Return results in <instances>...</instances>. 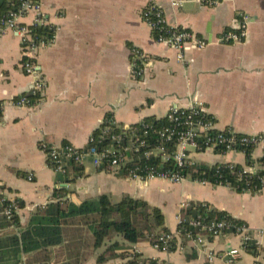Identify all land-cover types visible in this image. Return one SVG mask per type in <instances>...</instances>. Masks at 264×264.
<instances>
[{
    "label": "crops",
    "instance_id": "crops-1",
    "mask_svg": "<svg viewBox=\"0 0 264 264\" xmlns=\"http://www.w3.org/2000/svg\"><path fill=\"white\" fill-rule=\"evenodd\" d=\"M175 1L184 3L176 8ZM152 3L162 8L171 26L213 42L187 50L185 60H178V51L157 42L142 18ZM42 6L56 34L53 44L36 56L46 88L34 107L8 103L30 94L36 78L24 70L21 39L10 31L0 35V100L7 102L0 118V184L9 199L24 203L18 212L22 227L64 185H68L66 199L76 203L101 195L114 203L126 196L144 200L162 210L171 232L177 229L182 203L207 202L244 222L257 244L258 256L243 250L236 264L264 263V235L259 234L264 228V188L252 194L193 181L142 182L98 170L91 157L83 162L84 178L60 185L42 150L44 145L66 144L84 149L108 116L120 126L149 123L148 118L165 119L174 106L187 107L196 96L217 128L261 138L251 152L252 167L247 166L244 151L199 152L194 155L196 162L264 169L260 163L264 157V0H221L215 7L198 0H42ZM239 13L251 17L246 40L239 45L216 42L223 32L236 28ZM32 20L29 15L21 22ZM132 48H140L151 62L142 79L131 74ZM16 231L14 226L0 228V237ZM124 244L143 258L169 264H226V253L241 247V237L226 233L206 247L187 241L170 254L158 252L149 240ZM209 253L215 255L212 261ZM86 264H99L97 255Z\"/></svg>",
    "mask_w": 264,
    "mask_h": 264
},
{
    "label": "built area",
    "instance_id": "built-area-1",
    "mask_svg": "<svg viewBox=\"0 0 264 264\" xmlns=\"http://www.w3.org/2000/svg\"><path fill=\"white\" fill-rule=\"evenodd\" d=\"M20 7L17 11L11 12L9 16L0 25V35L6 32H13L21 39V45L25 54L23 67L27 75L36 78L34 87L30 94L22 95L19 98L11 100V105L21 107H34L28 95H42L45 91V83L40 74V67L36 62L37 53L41 48L51 46L54 42L37 41L33 36L31 27L37 25H49L46 18L42 0H18ZM201 4L209 7L217 6L221 0H198ZM184 1H175L172 6L181 8ZM32 15L33 20L30 24L21 21L27 16ZM143 20L151 28L152 32L158 26L163 27L160 35L156 37L157 42L172 47L178 51V60H185V52L190 49H201L213 42L206 38H199L193 32L180 29L168 24L162 8L152 3L149 4L143 14ZM251 17L246 13H239L237 16L235 29L223 32L216 42L226 45L242 44L248 34V26ZM163 25V26H162ZM55 38V37H54ZM150 59L140 48H132L130 69L131 74L136 79H142L150 66ZM7 102L0 100V118L3 114ZM166 123L154 125L141 123L139 125L126 127L117 124L115 119L108 116L104 119L99 128L94 132L88 146L91 144L107 142L105 147L98 149L96 146L88 150L79 149L73 145L66 144L61 147L44 145L42 150L45 152L51 168L56 173L65 172V163L74 161L83 165L86 157L93 159L94 166L101 171L111 173L126 172V176L132 180L148 182L151 180H161L170 184H180L185 181L198 182L200 184H212L208 180L194 177L193 169L199 164L194 155L204 151H218L227 153L232 151H243L242 148H254L261 142L259 136L242 135L236 133L231 128L219 129L215 120L208 114L204 102L198 97H192L187 107L174 106L167 114ZM242 149V150H241ZM153 157L159 160V164H142V161H150ZM173 162V166H167V163ZM230 168L235 164L227 163ZM255 173L244 168L243 173ZM242 176L240 175L239 179ZM32 179V176H29ZM261 186L264 188V175L260 178ZM214 185V184H212ZM216 186H226L234 190L231 183L226 181L215 184ZM248 192L247 190L244 191ZM250 193V192H249ZM0 203L4 206L3 214L8 220H12L20 210L18 200L9 199L0 189ZM190 203L184 202L180 205V211L177 215V229L171 234L161 235L157 240L149 241L151 246L158 252L170 254L171 242L177 241L181 246V237L187 236L188 242H193L199 247H206L210 243L208 238L201 235L207 233L213 239L223 234L233 233L241 237V247L229 250L226 255V264H236L242 251H246V245L252 241V235L248 226L243 224H233L230 221H213L210 224H203L201 220H193L190 226L200 231V234L193 238L185 228H181V212L187 208ZM184 231V232H183ZM187 233V234H186ZM264 235V228L259 231ZM136 252V250H134ZM132 251V254L134 253ZM126 258L123 264L133 256ZM215 255L208 254V259L213 260ZM169 264V263H168ZM264 264V263H261Z\"/></svg>",
    "mask_w": 264,
    "mask_h": 264
},
{
    "label": "trees",
    "instance_id": "trees-1",
    "mask_svg": "<svg viewBox=\"0 0 264 264\" xmlns=\"http://www.w3.org/2000/svg\"><path fill=\"white\" fill-rule=\"evenodd\" d=\"M19 7L18 0H0V25ZM162 28L158 26L153 30L155 37L160 35ZM31 30L37 41L48 42L53 40L56 34L54 24L33 26ZM27 98L35 103L40 97L28 95ZM145 121L156 126L166 123L164 118L160 120L148 118ZM106 144L107 142H97L83 150L93 146L101 149ZM242 149L248 157L247 166H254L251 158L253 148ZM218 152L221 153L220 150ZM141 163L157 165L159 160L153 157L150 161ZM260 163L264 166V157ZM167 166H173V162L167 163ZM64 169V173L57 175V183L60 185L76 182L86 176L83 166L74 161H67ZM193 171L194 177L208 180L214 185L221 182L226 184L228 181L237 192L243 193L247 190L253 194L263 189L260 178L264 175V169L255 173H243L244 167L240 165L230 168L228 164H217L211 167L198 165ZM123 174L126 175L125 170ZM240 175L241 179H239ZM4 188L0 184V189L4 190ZM66 194L65 188L56 190V198L40 206L25 227L20 224L18 214L12 220H8L3 214L7 203L0 206V228L14 226L17 229L16 232L0 237V264H86L96 255L99 264H108L116 259H126L130 257L132 251L134 252L124 243L135 245L145 240H157L161 235L172 233L166 227L162 210L144 200L126 196L120 202L114 203L108 196L101 195L76 203L66 199ZM19 204L22 209L24 203L19 202ZM181 217V228H185L193 238L200 234L198 229L190 226L193 220H201L203 224L224 220L236 225L244 223L226 212L217 210L207 202H190L189 206L182 210ZM184 234L181 237L183 247L187 243V236ZM201 235L210 242L214 241L207 233ZM178 247L177 241L174 240L171 242L170 251L174 252ZM101 249L103 250L98 253ZM246 252L258 256L257 244L253 241L248 242ZM132 256L126 264H168L159 259L143 258L137 252ZM255 264L261 262L257 261Z\"/></svg>",
    "mask_w": 264,
    "mask_h": 264
},
{
    "label": "water",
    "instance_id": "water-1",
    "mask_svg": "<svg viewBox=\"0 0 264 264\" xmlns=\"http://www.w3.org/2000/svg\"><path fill=\"white\" fill-rule=\"evenodd\" d=\"M61 187H62V188H64V187H68V185H66V186L64 185V186H61Z\"/></svg>",
    "mask_w": 264,
    "mask_h": 264
}]
</instances>
